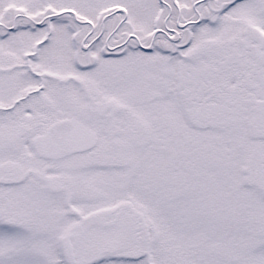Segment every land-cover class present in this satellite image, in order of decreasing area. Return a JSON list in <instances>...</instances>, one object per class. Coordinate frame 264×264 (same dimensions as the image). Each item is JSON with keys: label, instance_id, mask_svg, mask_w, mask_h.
<instances>
[{"label": "snow or ice", "instance_id": "6c2138e0", "mask_svg": "<svg viewBox=\"0 0 264 264\" xmlns=\"http://www.w3.org/2000/svg\"><path fill=\"white\" fill-rule=\"evenodd\" d=\"M0 264H264V0H0Z\"/></svg>", "mask_w": 264, "mask_h": 264}]
</instances>
